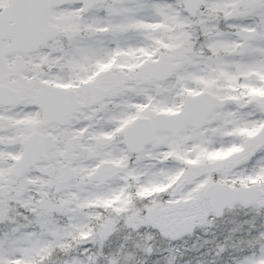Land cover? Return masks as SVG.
Here are the masks:
<instances>
[{
    "label": "snow or ice",
    "instance_id": "6c2138e0",
    "mask_svg": "<svg viewBox=\"0 0 264 264\" xmlns=\"http://www.w3.org/2000/svg\"><path fill=\"white\" fill-rule=\"evenodd\" d=\"M0 264H264V0H0Z\"/></svg>",
    "mask_w": 264,
    "mask_h": 264
}]
</instances>
